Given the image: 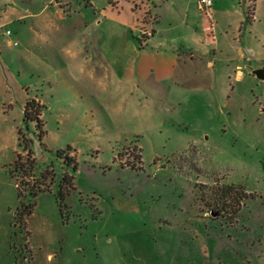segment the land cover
I'll return each mask as SVG.
<instances>
[{
    "label": "rangeland",
    "instance_id": "rangeland-1",
    "mask_svg": "<svg viewBox=\"0 0 264 264\" xmlns=\"http://www.w3.org/2000/svg\"><path fill=\"white\" fill-rule=\"evenodd\" d=\"M110 1L0 0V264H264V0L246 1L250 64L169 85L130 78L141 33Z\"/></svg>",
    "mask_w": 264,
    "mask_h": 264
},
{
    "label": "crops",
    "instance_id": "crops-1",
    "mask_svg": "<svg viewBox=\"0 0 264 264\" xmlns=\"http://www.w3.org/2000/svg\"><path fill=\"white\" fill-rule=\"evenodd\" d=\"M187 1L163 0V7L167 5L174 9L178 5L176 17L166 12L158 13L163 9L158 0H126L137 5L135 10L130 7L125 9L123 2L118 0L110 1L114 7L122 6L119 17L115 19L120 29L132 32L136 26L141 35L143 30L150 32L141 44L131 43L133 59L127 68H131L130 78L133 81H147L151 73L154 84L160 81L159 77L166 76L162 82L169 85L176 74H188L187 68H216L218 64L228 68L239 62L250 64V11H247V0H213L211 24L202 21L201 16L193 17ZM58 13L63 17L62 10ZM26 16L37 17L39 14H25L23 17ZM9 22L7 9H0V28ZM172 30L177 33L173 37Z\"/></svg>",
    "mask_w": 264,
    "mask_h": 264
},
{
    "label": "trees",
    "instance_id": "trees-1",
    "mask_svg": "<svg viewBox=\"0 0 264 264\" xmlns=\"http://www.w3.org/2000/svg\"><path fill=\"white\" fill-rule=\"evenodd\" d=\"M137 6V5H136ZM148 14H146L145 16H147ZM146 38V36H141L140 38H138V42L141 44L144 39ZM38 116H39V111L37 109V106L35 105L34 101H27L26 105H25V109H24V119L27 120H38ZM30 153V152H29ZM72 160L68 159V163L71 162ZM16 170H20V174H24L28 171H32L33 172V166L29 165L28 167H24L23 165H18V163H16L15 165ZM73 170H75V166H73ZM22 179V178H21ZM21 185H24V183L21 180ZM73 183H72V177H69L67 175L64 176L62 183L60 185V190L58 191V193L56 194V203L60 209V211H62V208L65 207L64 205V198L66 196V192L69 188H72ZM34 187V185H33ZM227 189V188H226ZM31 196L35 197L37 193L39 192H46L48 190H40L39 186H35V189L31 187V189H29ZM66 191V192H65ZM229 191V190H228ZM22 196V192L19 191L18 193V197ZM239 199V198H238ZM32 206H28L25 210L26 214H30ZM211 213H214L211 211Z\"/></svg>",
    "mask_w": 264,
    "mask_h": 264
},
{
    "label": "built area",
    "instance_id": "built-area-1",
    "mask_svg": "<svg viewBox=\"0 0 264 264\" xmlns=\"http://www.w3.org/2000/svg\"><path fill=\"white\" fill-rule=\"evenodd\" d=\"M196 2H197L199 9L204 12V16L206 17L208 22L211 24L212 23L211 22V18H212L211 8H212L213 0H196ZM149 33L150 32L143 30L141 36H149ZM6 34L10 35L8 31L6 32Z\"/></svg>",
    "mask_w": 264,
    "mask_h": 264
},
{
    "label": "water",
    "instance_id": "water-1",
    "mask_svg": "<svg viewBox=\"0 0 264 264\" xmlns=\"http://www.w3.org/2000/svg\"><path fill=\"white\" fill-rule=\"evenodd\" d=\"M253 75L259 80H264V70L258 69L252 72Z\"/></svg>",
    "mask_w": 264,
    "mask_h": 264
}]
</instances>
